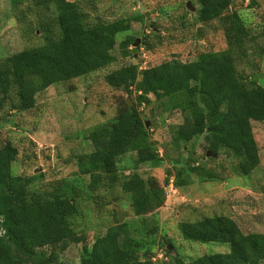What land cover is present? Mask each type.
I'll return each mask as SVG.
<instances>
[{
	"label": "trees",
	"instance_id": "1",
	"mask_svg": "<svg viewBox=\"0 0 264 264\" xmlns=\"http://www.w3.org/2000/svg\"><path fill=\"white\" fill-rule=\"evenodd\" d=\"M32 1L35 7L55 14L59 33L55 38L45 37L40 45L0 61V106L7 102L16 111L34 108L36 96L55 83L88 75L113 63L116 57L112 50L117 35L125 34L130 28L129 19L88 24V16L77 2ZM244 1L255 3V0H198L194 15L200 24L220 19L225 11L230 12L224 19L228 20L226 49L201 53L194 61L172 59L143 70L131 64L105 76L109 86L123 89L127 94L135 92L138 106L156 101L164 112L180 111L192 117L190 125L188 122L185 127L177 128L173 142L184 146L195 137L207 134L210 139L207 150L236 158L235 173L239 176L249 175L260 164L251 123H264V87L253 78H243L235 65V51L242 49L251 36L244 19L232 10L234 3ZM38 30L42 35L41 23ZM261 35L264 38V24ZM134 40L122 42L124 57L132 56L128 47ZM146 123L136 106L126 101L120 103L111 122L95 126L85 134L93 150L77 158L80 175L84 179L88 177L86 184L91 187L90 191L113 181L130 196L135 215L141 217L164 204V188L155 179H144L137 172L118 174L121 173L119 161L128 152H135L139 163L162 164L157 147L149 139ZM17 154V149L9 142L0 147V226L3 231L0 264H25L40 248L81 240L76 232L79 227L74 224L79 217L81 198L78 199L76 192L80 181H62L46 194L32 192V179L12 172L11 165ZM188 159L193 162L191 157L175 161L176 183L178 179L181 184L185 183L183 176L190 177L194 169L201 175L202 168H192ZM208 175L203 176L214 178ZM180 229L187 240L226 243L229 251L193 261H184L176 255L162 264H264V234H245L227 216L203 217L182 223ZM158 230L156 222L148 224L144 219L136 223H115L95 238L82 264H146L140 257L148 258L153 254ZM165 252L170 254L168 248Z\"/></svg>",
	"mask_w": 264,
	"mask_h": 264
},
{
	"label": "rangeland",
	"instance_id": "2",
	"mask_svg": "<svg viewBox=\"0 0 264 264\" xmlns=\"http://www.w3.org/2000/svg\"><path fill=\"white\" fill-rule=\"evenodd\" d=\"M68 1L79 4L88 16V24L129 19L130 28L125 34L117 35L112 50L116 57L113 63L88 75L53 84L36 96V105L30 110L16 111L7 102L0 106V147L9 142L17 149L12 172L31 178L32 192L46 194L62 181H80L76 192L78 199L81 198L79 217L74 224L79 227L76 232L81 240L40 248L25 264H82L95 238L108 227L142 219L148 224L156 222L159 227L153 254L148 258L140 257L146 264H162L176 255L184 261H193L228 252L229 244L197 243L183 237L181 224L203 217L227 216L245 234H264V123H251L260 164L249 175L239 176L235 173L238 160L230 154L229 157L207 155L210 141L207 134L195 137L184 146L173 142L177 128L185 127L188 122L190 125L192 117L180 111H162L152 96L153 103L138 106L135 92L127 94L105 82L108 73L127 65H137L143 70L172 59L194 61L201 53L226 49L228 20L224 19L230 12L225 11L220 19L200 24L194 15L198 0ZM232 10L241 15L251 35L242 49L234 53L236 71L264 87V38L261 35L264 0H255L254 4L236 2ZM40 23L42 35L38 30ZM58 33L55 14L35 7L32 0H0V61L40 45L45 37L55 38ZM130 38L138 39V44L133 53L132 42L128 47L132 56L124 57L122 42ZM124 101L136 106L141 118L147 120L149 139L163 160L160 165L139 163L136 153L128 152L119 161V176L137 172L144 179H155L164 188V204L143 217L135 215L130 196L113 181L90 191L91 187L86 184L88 177L82 178L77 163L80 155L93 150L85 134L95 126L111 122ZM180 157H191L193 162L188 159V164L192 168L201 167V175L194 169L190 177L183 176L185 183L181 184L179 179L176 183L175 161ZM208 174L214 178H204ZM168 246H171L169 255L165 252Z\"/></svg>",
	"mask_w": 264,
	"mask_h": 264
},
{
	"label": "water",
	"instance_id": "3",
	"mask_svg": "<svg viewBox=\"0 0 264 264\" xmlns=\"http://www.w3.org/2000/svg\"><path fill=\"white\" fill-rule=\"evenodd\" d=\"M187 5L189 7L190 3H187ZM137 44H138V39H135L134 42H133V44H132L133 45V53H134V51L136 49ZM147 126H148V124L146 123V127ZM210 154H212L214 157L219 156L218 154H214V153H210V152L207 153V155H210ZM168 250H171V246H168Z\"/></svg>",
	"mask_w": 264,
	"mask_h": 264
}]
</instances>
